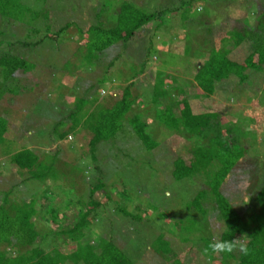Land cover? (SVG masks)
Listing matches in <instances>:
<instances>
[{
	"label": "rangeland",
	"instance_id": "1",
	"mask_svg": "<svg viewBox=\"0 0 264 264\" xmlns=\"http://www.w3.org/2000/svg\"><path fill=\"white\" fill-rule=\"evenodd\" d=\"M6 1L10 3L8 7L0 4V33H3L0 56L6 52L22 56L33 70L25 74L18 71L19 88L14 94L3 95L0 100V115L7 119L5 144L0 148V185L21 183L17 198L24 199L27 194V198L37 200L45 193L46 199L52 201L59 211L70 208L67 219L56 227L59 230L73 226L82 206L87 204L89 189L102 183L103 187L94 195L100 206L91 211L82 244H95L100 237L104 238L120 248L132 264H174V259L185 264H217L215 260L220 258L219 255L205 256L202 252L208 246L207 238L213 235L214 240L217 239L222 227L219 220L212 219V212L209 222L205 221L189 209L201 190L212 195L211 187L203 180L201 171L187 181L176 180L170 163L177 157L188 162L192 156L188 148L193 144L203 145L209 138L189 136L186 141L188 135L184 132L172 134L173 131L158 126L156 120L148 119L146 141L123 122L113 138L101 140L92 148L89 146L92 138L89 131L78 129L71 138L55 141L52 138H56L59 131L52 135L55 131L52 128L49 137V129L56 119L75 110L73 99L79 96L88 97V101L84 99L88 104L100 103L110 108L121 98V89L132 84V97L138 95L148 102L155 75L171 71L178 80L165 83L173 85L170 93L176 100L186 99L194 112H222L223 138L232 136L231 124L242 133L237 151L241 150L244 156L229 172L220 192L231 204L246 209L252 204L254 193L264 185V108L247 88L234 87L232 80L225 85H216L212 96L206 97L196 88L193 74L187 71L189 58L187 55L183 57L182 53L187 36H190L191 47L201 51L205 42L208 49L220 48V42L216 40L228 32L244 29L243 24L255 28L259 14L264 13V0H241L231 9L225 5L235 0ZM125 3L130 5L131 11L138 9L145 15L161 12L159 17H153L159 24H153L151 20L152 24L147 29L145 27L147 31L144 30L143 36L146 42L143 44L137 30L131 36L132 41L114 43L98 53L97 47L107 39L104 28L114 27L115 15ZM182 13L185 22H180ZM242 20L245 23L242 24ZM208 26L210 31L206 30ZM154 27L161 28L155 36L151 33ZM4 41H10L12 45L8 47ZM149 42L154 45L153 52L149 51L147 57L141 54L139 58L136 47L146 50ZM249 45L243 43L238 52L248 54ZM145 58L147 64L143 69L140 62ZM165 58L176 63L166 62ZM234 84H238L236 79ZM91 85L95 86L89 89ZM102 90L108 95L101 98ZM62 94L64 96H59ZM60 100L66 105L59 104ZM43 102L50 106L58 102L56 111L48 109L47 113L51 115L48 119L43 116H47L42 111L45 109L41 108ZM172 111L175 116L179 115L177 108ZM85 114L84 111L78 112L75 122L84 124ZM131 115L135 116L134 110ZM65 123L69 125L64 118L62 131H66ZM233 132L237 135L235 130ZM22 149L32 150L43 164L53 163L48 164L51 175L42 186L30 179L27 172L9 164L8 156ZM208 179L210 181L211 177ZM79 201L85 203L82 205ZM206 201H211L210 197ZM40 202L37 207L44 210ZM122 206L135 221L121 215L117 209ZM43 215L41 213L36 222L40 232L51 227L50 221V225H46L40 218ZM200 225L205 229L201 237L197 232ZM193 227L194 232L187 231ZM160 236L163 241L157 239ZM164 242L170 245H163ZM36 245L46 251L59 248L62 255L59 264L74 263L71 261L74 244L66 236L47 237L43 242L38 240ZM161 246L168 247L173 254L159 256L155 251Z\"/></svg>",
	"mask_w": 264,
	"mask_h": 264
},
{
	"label": "trees",
	"instance_id": "2",
	"mask_svg": "<svg viewBox=\"0 0 264 264\" xmlns=\"http://www.w3.org/2000/svg\"><path fill=\"white\" fill-rule=\"evenodd\" d=\"M239 1L241 0L228 1L225 6L231 9ZM0 4L6 8L10 3L6 0H0ZM126 4H122L120 10L118 9V13L115 15L114 27L104 28L105 32H107V39L101 46L97 47L96 51L98 53H102L114 43L120 42L124 44L127 41H132L131 36L137 30L140 31L138 35L139 41L143 44L146 42L144 40L145 35L143 36L145 27L147 29L152 24H150L151 20L152 22L154 21L153 24H159L153 17H159L162 14L161 12L145 15L138 9L131 11L130 5ZM133 14L135 15L133 16ZM183 14L180 16V22H185L186 20ZM135 16L137 20L134 21ZM241 22L242 24L245 23L244 20ZM243 25L246 26L244 29H238V31L232 33L228 32L225 37L216 40L220 42V48L211 47L208 49V43L205 42V46L202 45L204 48L201 51L193 49L191 47L190 36H187L188 40H185L187 41V45L182 56H188L189 61H187V65L189 69L187 71L193 74L196 88L200 92H203L206 97L212 96L216 85H225L226 82L232 80L234 87L243 90L247 88L249 94H253L251 95L253 98H258L264 108V13L259 14L255 28ZM66 27L67 25L63 29ZM206 30L210 31V27H206ZM160 31L161 28L157 30L154 27V32L151 33L155 36ZM2 35L3 33L1 32L0 37ZM4 42L8 47L12 45L10 41ZM243 43L250 44V51L246 55L238 52L239 47ZM153 49L154 45L149 42L146 50L136 47V53L139 54V58L141 54H145L144 57H147V53L149 51L153 52ZM206 53H208V56H205ZM197 56L198 60L202 59L200 62H198ZM28 62L22 56L13 55L9 52L0 56V69L2 73L0 77V100L3 95L14 94L16 88H19L20 78L16 76L18 71L23 74L32 72L33 69L31 70V65ZM166 62L176 63L175 61L171 62V59L166 60ZM140 64L144 69L147 64L146 58ZM174 75L171 71L170 73L159 72L155 75V81L151 88V94L148 96V102L143 97L141 99L138 95L132 97L130 92L132 84L121 89V98L116 101V105L110 108L100 103L94 105L91 101H89L91 104H88L84 100L87 98L88 101V97L79 96L78 98H74L73 104L75 110L67 112L65 117L54 121L49 129V137H51L52 128L55 130L52 131V135L59 131L57 137L52 138L55 141L57 139L64 140L71 138L73 132L83 129L92 134L89 146L93 148L101 140L113 138L121 130L122 123L124 122L131 127V130L140 139L146 141V128L148 127L146 123L148 119H153L156 120L158 126L173 131L172 134H182L184 132L186 136L188 135L185 138L186 141H188L189 136L209 138L203 145H199L198 143L188 148L189 153L192 155L188 162L180 157L170 161L172 163L173 177L178 181H187V179L198 172H203V180L207 181V184L211 187L210 192L212 195L205 194L201 190L195 195L189 209L194 210L196 216L199 215L208 222L211 213H214L212 219H218L222 226L217 239L232 240L243 237L246 240L249 249L248 255H243L239 250L231 254L221 253L219 254L220 258L215 260L217 264H264V185L260 186L254 193L253 202L246 209L239 208L237 204H231L223 193L220 192V187L227 179L229 172L244 156L241 150L237 151V147H239L237 144H240L238 140L242 136V133L231 124L229 125V129L232 136L223 138L220 120L222 112H194L193 107L190 106L186 99L176 100L172 95L173 93H170L174 89L173 85L165 83L172 84L173 80L177 79ZM235 79L238 82L236 85L234 84ZM97 82H95V85ZM95 85H91L88 88L91 89ZM179 94L186 95L185 92H180ZM99 95L102 98L108 95V93L102 90ZM59 96H64V94ZM97 100L99 99L97 98ZM57 103L51 106L44 104V102L41 103V108L45 109L42 110L43 114L47 115H43L46 119L50 115L47 113L48 109L56 111L55 107H57ZM60 103L62 106L66 105L63 100H60ZM174 108L178 109V116H175L173 113L172 110ZM132 110L135 111V116L131 115ZM82 111L86 112L85 123L87 124L75 122V115ZM64 118L66 121H69V125L65 123L66 131L61 130V126H64ZM5 119L4 115H0V148L5 144L4 135L7 132V122ZM90 123L96 125L89 126L88 124ZM234 130L237 132V135L233 132ZM221 139H224V141H220ZM262 142H264V139ZM231 146L236 147V149H233ZM8 160L10 165H13L19 171L23 170L27 172L30 179L38 183L40 182L41 186L46 181L47 176L51 175V169L48 167V164L52 165L53 163H41L39 157L32 150L22 149L14 154H10ZM208 177H211L210 181ZM1 185L0 264H59L62 258L59 248H52L46 251L42 246L38 247L36 245L38 240L43 242L47 237L52 236L58 238L66 236L74 244L71 252L73 264H132L120 248L104 238L100 237L96 240L95 244H82L81 240L86 235L84 234V229L90 224L91 211L94 210L95 206H100V203L95 201L94 195L98 188L101 189L103 187L102 183H97L89 189L86 205H83L85 202L79 201L83 205V209L77 214L73 226L68 229L59 230L56 227L59 228L58 224L63 223L67 219L70 208L67 207L62 212L59 211L52 201L46 199L45 193L41 194L42 197L37 200L33 197L27 198V194L23 197L24 199L17 198L16 193H21L17 190L21 186V183L20 185H7L4 183ZM51 189L53 190V188L49 187V190ZM22 190L25 189L23 188ZM31 195L33 196L34 194ZM209 197L211 201H206ZM39 200H41L40 203L45 208L44 210L38 209L37 203H39ZM117 210L124 217L135 221L133 217H130L132 215L127 212L125 206L119 207ZM41 213L44 215L40 218L46 222V225H50L49 221L51 222V227L43 230V232L39 231L36 223ZM194 230L195 227L187 231L194 232ZM204 230L203 226L200 225V230H197V232L200 235ZM162 236L164 238L163 234ZM162 236L157 239L163 241ZM213 240L214 236L211 235L206 239V242L210 244ZM166 244L170 245L169 242H166ZM166 244L165 242L163 243V245ZM164 248L161 246L155 252L159 256H163V254L170 256L173 254L170 251L171 249L168 250V247ZM189 255L193 254L190 253ZM174 260V264H185L177 259Z\"/></svg>",
	"mask_w": 264,
	"mask_h": 264
},
{
	"label": "clouds",
	"instance_id": "3",
	"mask_svg": "<svg viewBox=\"0 0 264 264\" xmlns=\"http://www.w3.org/2000/svg\"><path fill=\"white\" fill-rule=\"evenodd\" d=\"M199 10L202 11V8ZM237 250H239L243 255L249 254L247 242L243 237L232 240L215 239L203 249L202 254L205 256L219 255L221 253L231 254Z\"/></svg>",
	"mask_w": 264,
	"mask_h": 264
},
{
	"label": "crops",
	"instance_id": "4",
	"mask_svg": "<svg viewBox=\"0 0 264 264\" xmlns=\"http://www.w3.org/2000/svg\"><path fill=\"white\" fill-rule=\"evenodd\" d=\"M242 160V159H241ZM235 168V167H234Z\"/></svg>",
	"mask_w": 264,
	"mask_h": 264
}]
</instances>
